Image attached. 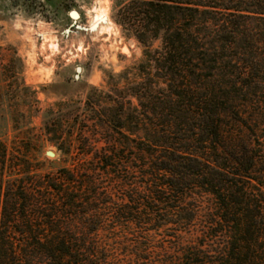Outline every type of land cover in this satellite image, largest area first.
<instances>
[{"label": "trees", "instance_id": "16d2710c", "mask_svg": "<svg viewBox=\"0 0 264 264\" xmlns=\"http://www.w3.org/2000/svg\"><path fill=\"white\" fill-rule=\"evenodd\" d=\"M114 20L144 48V121L114 112L106 128L142 145L94 149L47 126L64 156L91 159L79 178L35 175L0 142V264H264V0H128Z\"/></svg>", "mask_w": 264, "mask_h": 264}, {"label": "rangeland", "instance_id": "374dc122", "mask_svg": "<svg viewBox=\"0 0 264 264\" xmlns=\"http://www.w3.org/2000/svg\"><path fill=\"white\" fill-rule=\"evenodd\" d=\"M126 1L0 0V142L17 157L25 152L33 174L67 169L80 178L91 161L82 152L64 156L51 144L47 126H58L63 142L87 138L94 149L109 146L128 152L118 145H128L126 140L135 154L141 147L140 130L130 134L125 128H106L114 112L126 126L131 115L144 121V48L114 20ZM72 12L78 14L76 19ZM132 170L127 166L120 173ZM97 178L104 182V192L122 197L124 192L106 174L100 172ZM74 226L80 235H108L107 230H90L85 220ZM116 233L122 230L118 227ZM132 235L131 243L139 238ZM157 243L170 247L173 242L157 237ZM119 254L115 251L114 256Z\"/></svg>", "mask_w": 264, "mask_h": 264}, {"label": "water", "instance_id": "95a60500", "mask_svg": "<svg viewBox=\"0 0 264 264\" xmlns=\"http://www.w3.org/2000/svg\"><path fill=\"white\" fill-rule=\"evenodd\" d=\"M73 16L74 17H77V14H74ZM80 72H81V68L78 67L77 68V73H80ZM47 156H49V157H55V154L53 152H47Z\"/></svg>", "mask_w": 264, "mask_h": 264}, {"label": "bare ground", "instance_id": "6f19581e", "mask_svg": "<svg viewBox=\"0 0 264 264\" xmlns=\"http://www.w3.org/2000/svg\"><path fill=\"white\" fill-rule=\"evenodd\" d=\"M77 17H78V14H77ZM77 17H74V18L76 19Z\"/></svg>", "mask_w": 264, "mask_h": 264}]
</instances>
